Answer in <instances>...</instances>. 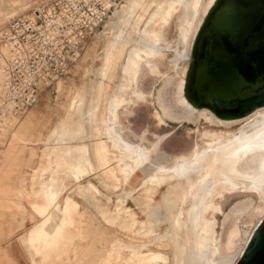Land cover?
Here are the masks:
<instances>
[{
  "label": "bare ground",
  "instance_id": "1",
  "mask_svg": "<svg viewBox=\"0 0 264 264\" xmlns=\"http://www.w3.org/2000/svg\"><path fill=\"white\" fill-rule=\"evenodd\" d=\"M122 1L94 37L98 39L99 50L91 58L90 67L83 72L80 86L68 91L62 106L63 116L44 139L45 145L37 156L36 165L29 168L28 184L22 190L24 195L18 197L40 207L50 205L47 201L53 192L50 183L52 170L63 154L72 153L83 141L88 155L80 159L78 168L71 172V178L76 182L74 194L90 205L99 222L89 215L80 231V242L85 241V244L74 245L69 254L53 264H61L65 259L70 260L69 264H107L116 236L108 241L100 226L103 223L127 238L122 240L127 247L115 253L112 264H157V259L162 257L167 259V264H236L256 229L254 221L259 224L264 218V107L239 120H228L238 114L236 110H230L232 105H215L212 99L216 115L205 111L210 108L198 109L188 95V67L185 66L190 42L217 0ZM32 5L31 0H0V24L9 18L31 16L32 12L24 13ZM172 23L175 39L168 41L166 33ZM259 23L261 29L264 17ZM148 24L151 25L149 29ZM5 55L6 50L1 46L0 97ZM167 58L170 71L162 73L159 66ZM136 63L138 68L150 72L146 74L158 79L159 87L155 91L145 93L138 81L130 80L132 65ZM237 72L238 77L248 83L254 82L259 75L260 82L264 81V59L257 67L248 66ZM229 76L222 80L216 76V79L235 84L234 77L229 79ZM61 82H56L55 90L61 87ZM106 95L112 97L121 110L110 118L105 114ZM140 102H150L158 126L167 127L169 122L178 123L179 127L183 123L193 125L186 129V134H196V140L189 148L185 146L183 152L172 155L170 162L168 157L171 155L161 150V144L174 131L153 135L155 140L150 142L147 131L136 135L120 123V116L130 115L131 108ZM224 115L227 118H223ZM202 120L207 127L200 128ZM115 127L120 131L126 129L135 139L131 143H141L144 150L137 151L129 160L119 159L117 145L110 137ZM5 132L0 128V140ZM155 154L163 159V166L165 162L173 163L166 165L167 175L158 178L160 174H157L154 180H147L135 190L137 196L132 202L144 214V219L138 220L136 213L124 206L118 195L112 209L107 206L108 197L104 199L106 202L99 200L102 195L98 186L113 192L121 190L140 156ZM33 156L34 153L30 159ZM5 159H10V155ZM39 168H44V173L39 177L38 192L47 198L41 201L34 198L31 190L32 174ZM8 171L5 168V176ZM90 176L100 185L96 187L85 180ZM6 187L5 182L0 183V196L13 194ZM163 188L159 200L155 201V196ZM232 195L239 196V199L224 210L220 201ZM7 197L3 196L9 199ZM2 199L0 207H5L7 203ZM72 208L55 207L57 216H54L53 223L58 225L59 232L54 245L41 252L42 264L62 255L78 234L81 217L76 211L71 216L73 227L58 223L62 211ZM162 225L165 228L160 231ZM160 239L170 243L169 249L162 251L149 247V243Z\"/></svg>",
  "mask_w": 264,
  "mask_h": 264
},
{
  "label": "rangeland",
  "instance_id": "2",
  "mask_svg": "<svg viewBox=\"0 0 264 264\" xmlns=\"http://www.w3.org/2000/svg\"><path fill=\"white\" fill-rule=\"evenodd\" d=\"M42 1L43 0H31V3H33L32 7L35 8ZM122 2V0H119L116 8H118ZM32 7L27 11V13L25 12L24 14H30L33 9ZM110 15L111 14L108 16ZM8 20L0 24V29L6 24ZM106 20L107 18L105 19L104 23ZM150 24L147 25V29L151 27ZM173 26L174 23H172L170 29H168L166 33V38L168 41L175 39V28ZM101 30L102 27L91 37H89L86 43L81 45L78 52V54L81 55L76 57L74 62L68 67L65 75L59 79L62 81L61 87L58 90H55V83L50 89L41 93L36 103L21 115V117L11 129L6 130L2 140H0V183L5 182L7 185L6 188L14 194L11 195L10 193H5L1 195L2 197L0 196L1 199L3 196L4 198H6L7 195L9 197V199H2L5 200L7 204L5 207H0V264H42L40 255L35 253L34 246L29 245L28 242H22V239L27 235V231L32 225L39 222L41 218L29 205L27 200L19 199L18 196L24 195L22 190L27 187L28 184V177L30 173L29 168H32L36 165L38 161L37 156L45 145L44 139L47 138L48 132L54 127L55 122L57 123L58 119L63 116L62 106L67 100L66 97L68 95V91L72 89L74 90L80 86L83 81V72L90 67L91 58H93L99 50V43H96V40L98 39L95 38ZM92 38L95 41L92 40ZM168 60L169 58H167L166 61L162 62V64L159 66L162 73H169L170 71L168 68ZM138 67L139 66H137V63L132 65V74H130V80L132 82L138 81V83H140V88L145 93L155 91L159 87L158 79L149 75L150 72L147 69ZM146 72L149 74H146ZM88 77L89 75L86 77V79ZM114 103L115 102L112 100V97L109 95L105 96V114L109 118L110 115H118L121 111L120 107ZM131 110L132 113L130 115L120 116V123L122 126L132 130V132L136 135H141L144 131H147V138L150 142L155 140L153 135H161L168 131H174L170 137H168L161 144V150L171 155L168 157L170 162L173 159L172 155L183 152L185 146L189 148V146H191V144L196 140V134L189 136L186 134V129L193 127V125L183 123L182 126L179 127L178 123L169 122L167 127L158 126L153 118V106L150 104V102H140L135 107H132ZM207 126L208 124L202 120L200 128ZM110 137L117 145L118 152L116 154H118L120 156L119 159L123 161L131 159L137 151L141 152L144 150V147H142L141 143H131V140L135 141V139L131 136V134L128 133L126 129L120 131L117 127H115L110 132ZM55 142H53L52 145H54ZM130 144H132V146L134 145V147H129ZM32 153H34V156H36H33V158L30 159ZM8 155H10V159H5ZM87 155L88 152L85 144L83 141L79 142V144H77L73 149L72 153H65L61 156V158L57 161L56 166L52 170L50 183L53 192L48 195L49 201L47 202H49L50 205L47 207H50L52 210H54L56 206H64L65 209L75 206L78 207V210L83 213V216L82 219H80L78 234L72 240L68 248L61 253L62 255H58L46 264H53L56 260L63 258L65 255L70 253V250L74 245L79 244L82 224L87 220L89 215L94 221L99 222V218L94 214L90 205L87 204L82 197L74 194L76 182L71 178V172L78 168L80 159L87 157ZM163 162V159H159L157 154L151 156H140L121 190L114 192L111 190H105L101 186H98L100 184L93 176H90L85 180H89L96 187L98 186L97 189L102 195L99 197L101 202H106L104 200L106 197L110 199V201L107 203V206L110 209H112L116 201L115 196L118 195L124 201V206L132 209L136 213L138 220H142L145 218L144 214L141 213L140 209H138L135 203L132 202L133 198L137 196V194L134 192L135 190L139 189V187L142 186L147 180H154L157 174H160V176L158 175V178H160L169 173V170L167 169L168 167H166V165L170 164V162H165L164 166L162 165ZM172 163L170 165H172ZM5 168L10 170L8 171L7 176L4 174ZM40 169L41 168L36 169L32 174L31 190L38 191L40 189L39 177L44 173V168L43 170ZM47 173L48 172L45 174ZM163 191L164 188L161 189L160 193L155 196V201L159 200V196ZM238 199L239 196L232 195L227 197L225 200H221L220 203H222V208L227 210ZM65 224H67V222H65ZM254 225H256L255 228L258 226L257 220L254 221L253 226ZM100 226L103 230H105L108 241L113 236H116V238L113 239V247H111L108 255L109 257L107 259L109 260L107 264H112L115 253L120 248L127 247L122 241L127 240V238H125V236L121 233L111 230L104 223L100 224ZM164 228L165 226L162 225L160 227V231H163ZM80 243L85 244V241ZM148 245L151 248L162 251L167 250L170 247V243L164 239H160L157 242H151ZM83 257L84 256H81L80 258ZM88 261H90V258ZM69 262V259H65L61 264H69ZM156 263L167 264V259L165 257L159 258L157 259Z\"/></svg>",
  "mask_w": 264,
  "mask_h": 264
},
{
  "label": "built area",
  "instance_id": "3",
  "mask_svg": "<svg viewBox=\"0 0 264 264\" xmlns=\"http://www.w3.org/2000/svg\"><path fill=\"white\" fill-rule=\"evenodd\" d=\"M119 0H48L31 16L9 19L0 29V128L11 129L41 93L50 89L96 33Z\"/></svg>",
  "mask_w": 264,
  "mask_h": 264
},
{
  "label": "flooded vegetation",
  "instance_id": "4",
  "mask_svg": "<svg viewBox=\"0 0 264 264\" xmlns=\"http://www.w3.org/2000/svg\"><path fill=\"white\" fill-rule=\"evenodd\" d=\"M224 16L230 18L228 24L222 22ZM263 16L264 0L219 2L204 23L197 48L195 47L188 87V93L193 99L206 104L211 99L240 100L262 93L264 81L260 82V75L251 83L240 79L235 84L220 81L216 86L213 81H217V70L224 69L225 66L236 73L241 68L257 67L260 57L258 54L264 50V26L260 29L259 23ZM206 38L207 44L202 42ZM225 47L230 55L225 52ZM255 55L258 56V61Z\"/></svg>",
  "mask_w": 264,
  "mask_h": 264
},
{
  "label": "water",
  "instance_id": "5",
  "mask_svg": "<svg viewBox=\"0 0 264 264\" xmlns=\"http://www.w3.org/2000/svg\"><path fill=\"white\" fill-rule=\"evenodd\" d=\"M221 0H217V2L215 3V5L212 7V9L210 10V12L208 13V15L205 17V19L203 20L202 24L199 26L198 30L196 31V33L194 34V37L192 38L191 42H190V48H189V59L187 60L186 66L188 67V75H187V91H188V87H189V82H190V70L191 67L193 66L194 63V52H195V47L197 48V44H198V39H200V35H201V30L202 27L204 25V23L206 22V20L208 19V17L210 16V14L212 13V11L215 9V7L219 4ZM239 1V0H236ZM264 17V16H263ZM262 17V18H263ZM230 18L227 16H224V18L222 19V22L224 24H228L229 23ZM202 42H205L207 44V38L206 40L203 39ZM220 48H222V46L220 45ZM206 49V45L204 47V50ZM225 47V52L227 54L230 55V51ZM261 53V52H260ZM259 57V63L257 65H261L263 63V59H264V50H262L261 54H258ZM256 59L258 61V56H256ZM215 74V73H214ZM230 74V76H229ZM212 75H213V71H212ZM216 76L219 77V79H224L226 78V76H229L228 78L230 79L231 77H234V81H240L241 78L238 77V75L236 74V72L234 70H232L229 66H225L224 69H219L217 70ZM215 76V78H216ZM239 78V80H238ZM221 79V80H222ZM231 82V80H229ZM220 82L219 80L217 81H213L214 85ZM212 83V84H213ZM229 83V82H228ZM249 88V87H248ZM251 92V91H250ZM189 95V93H188ZM191 97V95H189ZM191 99L193 100L194 104H196V107L198 109L201 108H210V110H205L208 112H213L215 113V108L212 107L213 103L211 102V100H209V103H201L200 101H197L196 99H193L191 97ZM213 99V102L215 105H227L230 104L232 105L230 108V110H236L238 112V114H236V116H233V118L228 119V120H239L249 114H251L253 111H255L258 108H262L264 107V86H263V90L262 93L260 94H253L252 96H249L246 99H240V100H236V99H231L230 101H225V99ZM217 115V113H215ZM223 118H227V116H222ZM231 117V116H230ZM236 264H264V218L261 220V222L258 224V226L256 227L251 239L249 240V243L247 244V247L245 248L243 254L241 255V257L238 259V261L236 262Z\"/></svg>",
  "mask_w": 264,
  "mask_h": 264
},
{
  "label": "crops",
  "instance_id": "6",
  "mask_svg": "<svg viewBox=\"0 0 264 264\" xmlns=\"http://www.w3.org/2000/svg\"><path fill=\"white\" fill-rule=\"evenodd\" d=\"M35 194V197L38 201L46 200L47 198L41 195L38 191L32 190ZM29 205L36 211L40 216L41 220L36 224L32 225L31 228L27 231V235L22 239V242H28L29 245L34 246L35 253L41 255V252L45 249H48L54 245L57 240L58 235V225L56 226L54 222V216L57 214L54 213L50 207H40L37 203ZM76 211L82 219L83 213L78 210V207H73L69 211H62V214L59 215V224H67L70 227L74 226V220L71 218L72 212ZM82 221V220H81Z\"/></svg>",
  "mask_w": 264,
  "mask_h": 264
}]
</instances>
